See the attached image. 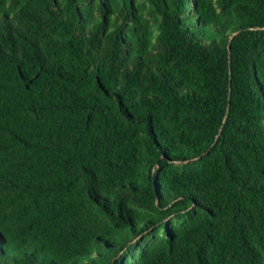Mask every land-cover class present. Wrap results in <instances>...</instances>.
<instances>
[{"label":"trees","instance_id":"16d2710c","mask_svg":"<svg viewBox=\"0 0 264 264\" xmlns=\"http://www.w3.org/2000/svg\"><path fill=\"white\" fill-rule=\"evenodd\" d=\"M0 264H264V0H0Z\"/></svg>","mask_w":264,"mask_h":264}]
</instances>
